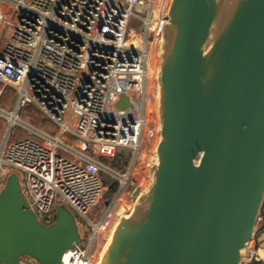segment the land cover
Here are the masks:
<instances>
[{
    "label": "water",
    "instance_id": "water-1",
    "mask_svg": "<svg viewBox=\"0 0 264 264\" xmlns=\"http://www.w3.org/2000/svg\"><path fill=\"white\" fill-rule=\"evenodd\" d=\"M160 56L149 183L100 264H243L264 209V0H170ZM54 218L42 225L8 175L0 264H62L79 230L63 205Z\"/></svg>",
    "mask_w": 264,
    "mask_h": 264
},
{
    "label": "built area",
    "instance_id": "built-area-1",
    "mask_svg": "<svg viewBox=\"0 0 264 264\" xmlns=\"http://www.w3.org/2000/svg\"><path fill=\"white\" fill-rule=\"evenodd\" d=\"M166 2L0 0V39L7 37L0 46V98L6 87L18 94L12 110L0 106V123H6L0 135V193L8 175L16 173L42 225L53 224L60 205L71 212L79 242L63 254L62 264H100L123 195L134 199L145 189L140 171L150 125L157 120L150 56L156 15ZM137 7L145 8V15ZM133 20L140 22L138 36L129 33ZM123 96L129 105L118 108ZM29 105L55 124L56 134L19 118ZM16 126L41 141L12 140ZM117 159L128 163L113 167ZM102 173L112 178L110 185ZM255 238L243 264H264V246Z\"/></svg>",
    "mask_w": 264,
    "mask_h": 264
},
{
    "label": "rangeland",
    "instance_id": "rangeland-1",
    "mask_svg": "<svg viewBox=\"0 0 264 264\" xmlns=\"http://www.w3.org/2000/svg\"><path fill=\"white\" fill-rule=\"evenodd\" d=\"M168 7H169V5L166 2L165 5L163 6V8L156 15L157 16L156 17V20H157V22H156L157 40L152 47L151 56H150V67H151L152 82H153L155 89H157V76H158V71H159V67H160V63H161L160 38L162 35V30H163V26H164V22H165L164 18H165ZM135 11L140 15H145V8L137 7L135 9ZM139 25H140V22L138 20H133L129 26V33H131V30H132L138 36L139 35V33H138ZM6 27L9 28L8 26H6ZM6 31L7 30H5V32ZM4 35L2 36V38L4 37ZM17 95H18L17 91H15L12 88L6 87L4 89L3 96L0 98V105L7 110H12L15 106V103L17 100ZM155 106H157V95H156V99H155ZM19 118L23 122H26L32 126H35V127L41 128V129H45V130L51 129V130H53V131H51L52 134H56V132H57V127H55V124H53L49 118H47L41 112H39L38 109L34 105H29L26 108L22 109L19 113ZM150 126H151V129H150V133L148 135V139H149L150 144L147 147V149L149 148V150H148V154L146 155L145 161L142 164L143 165L142 169L140 171V182L144 188L149 183V168H150L152 161L154 160L153 151H154V148H155V146L158 142V138H159V135H158V119L153 120L151 122ZM5 128H6V123H4V122L0 123V135L1 136L4 135ZM10 138L12 140H14L16 138H30L36 142L41 141L38 136H36L35 134H32V133H29L26 129H24L21 126H16L11 130ZM73 139H77V138H73ZM100 160L104 163H110V161L106 158H100ZM127 163H128L127 160L124 162V164H120V162H118V159L112 161L113 167L120 166L119 168H121V169H123ZM101 176H102L103 182L106 186L111 184V181H112L111 177H109L105 173H102ZM116 189L109 190L107 192L106 198L109 199L110 197H112L115 194ZM138 195H139V193H136L135 197H137ZM133 200L134 199H130L129 195H127V194L123 195L122 203H124V205L121 203L119 206L123 205L124 207L121 208L120 213L117 212L120 215L116 216L114 224H116L117 220L119 219V217L121 215H125V214L130 213V211L132 210L133 204H134ZM117 208H118L117 210H119L120 207H117ZM255 237H256L255 242H258L259 245L264 246V213H263V216L258 221V224L256 227V236ZM255 242H252V244ZM21 264H39V263L36 262L35 260H33L32 258L23 257L21 259Z\"/></svg>",
    "mask_w": 264,
    "mask_h": 264
},
{
    "label": "crops",
    "instance_id": "crops-1",
    "mask_svg": "<svg viewBox=\"0 0 264 264\" xmlns=\"http://www.w3.org/2000/svg\"><path fill=\"white\" fill-rule=\"evenodd\" d=\"M6 40H7V37H4V38L0 39V46H2V45L5 43ZM0 106H1V105H0ZM40 129H41V128H40ZM42 130H44V131H53V130H51V129H48V130L42 129Z\"/></svg>",
    "mask_w": 264,
    "mask_h": 264
},
{
    "label": "trees",
    "instance_id": "trees-1",
    "mask_svg": "<svg viewBox=\"0 0 264 264\" xmlns=\"http://www.w3.org/2000/svg\"><path fill=\"white\" fill-rule=\"evenodd\" d=\"M263 213H264V210H263V212H262V216H263Z\"/></svg>",
    "mask_w": 264,
    "mask_h": 264
}]
</instances>
